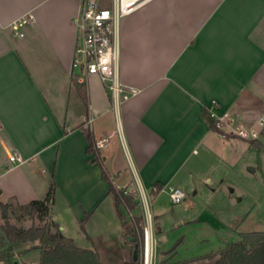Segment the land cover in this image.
Instances as JSON below:
<instances>
[{"label":"crops","instance_id":"crops-1","mask_svg":"<svg viewBox=\"0 0 264 264\" xmlns=\"http://www.w3.org/2000/svg\"><path fill=\"white\" fill-rule=\"evenodd\" d=\"M81 3L0 0V202L41 200L53 179L46 220L76 245L117 249L127 263L133 246L105 170L117 189L148 195L157 264H215V254L243 232V220L208 219L193 197L204 183L230 184L241 152L263 156L264 131L252 147L210 129L201 111L238 115L244 126L258 128L264 114V0H146L122 17L119 79L137 93L118 108L96 75H73L79 39L73 18ZM74 82L85 86L86 107ZM103 136L108 143L96 148ZM11 150L26 161L10 166ZM156 185L161 189L153 195ZM171 186L185 198L166 211L160 200ZM121 210L125 218L143 213L140 205ZM190 227L200 230L189 237Z\"/></svg>","mask_w":264,"mask_h":264},{"label":"built area","instance_id":"built-area-1","mask_svg":"<svg viewBox=\"0 0 264 264\" xmlns=\"http://www.w3.org/2000/svg\"><path fill=\"white\" fill-rule=\"evenodd\" d=\"M146 0H113L111 7H102L96 0H82L81 10L73 18L79 30V39L74 48L72 59L73 75L79 80L96 75L103 84L113 108L120 107L133 97L137 90L123 84L119 79V22ZM217 132L223 136H235L247 141L258 140L264 131V114L258 122V128H248L241 123V117L224 113L217 115L210 112ZM108 143V137L95 141L96 148ZM10 166L21 164L26 158L17 150L7 154ZM138 202L142 207L141 222L136 224L128 214V222L135 233L139 248V264H157V240L154 217L149 209L148 195L138 192ZM168 196L173 204L181 203L185 193L177 186L168 189ZM0 264H38V261H23L13 251L7 260Z\"/></svg>","mask_w":264,"mask_h":264},{"label":"trees","instance_id":"trees-1","mask_svg":"<svg viewBox=\"0 0 264 264\" xmlns=\"http://www.w3.org/2000/svg\"><path fill=\"white\" fill-rule=\"evenodd\" d=\"M74 86L78 95L86 107L87 94L84 84L74 82ZM201 116L205 119L210 129L217 131L214 126V119L206 108H202ZM250 146L258 147L257 141H249ZM87 151H93V141L90 139ZM103 178L109 184V192L114 197L117 215L119 216L124 230L135 237L131 224L126 220L121 208L133 210L139 206L134 191L119 190L109 179L105 170H103ZM161 189L160 185H156L151 190V194L155 195ZM55 190L54 180L50 184L46 196L41 200H31L26 204H14L19 210L35 213L38 218L46 219L49 206L53 199ZM13 203L0 202L3 213L12 206ZM90 214H86L85 219L80 221L81 227L89 218ZM134 221L139 225L141 216H134ZM55 231H50L45 224L40 226H32L28 229H21L12 224L6 223L0 228V260H7L14 251V247L26 242L38 241L39 244L34 248L39 249L40 258L38 264H139L138 260H132V250L130 248L128 262L124 263L117 249H109L100 252L92 248H83L76 245L71 237L65 236L59 229L58 225L50 224ZM133 246L135 242L128 240ZM131 246V247H132ZM215 264H264V231L250 230L243 231L238 234V239L229 242L217 254ZM160 264H163L160 262Z\"/></svg>","mask_w":264,"mask_h":264},{"label":"rangeland","instance_id":"rangeland-1","mask_svg":"<svg viewBox=\"0 0 264 264\" xmlns=\"http://www.w3.org/2000/svg\"><path fill=\"white\" fill-rule=\"evenodd\" d=\"M240 154V170L230 176L228 180L230 184L220 185L216 188L215 185L204 183L205 190L193 197L195 207L200 211V214L205 211V217L208 219L217 220L216 215L228 219L237 218L243 220L241 225L243 231H264V155L258 156V153L254 151L241 152ZM212 188H216L215 191H212ZM232 189L234 190L231 191ZM187 197H191V195H187ZM161 198V205L166 211L176 208L167 195H163ZM14 204L7 209L6 213H3L0 207V228L6 223L21 229L45 224L50 231H55V228L49 225L46 219L38 218L35 213L19 210ZM213 210L217 214H212L213 216L209 217L207 214L214 213ZM188 214L190 215L191 212ZM196 229L199 228H187L189 237L196 234ZM188 243L190 246L191 242ZM37 244H39L38 241L26 242L16 245L14 250L21 256V260L37 262L40 258L39 249L34 248ZM189 246L187 248H190ZM182 250H184V246L180 247L179 254L181 255ZM128 259L127 257L126 260Z\"/></svg>","mask_w":264,"mask_h":264},{"label":"water","instance_id":"water-1","mask_svg":"<svg viewBox=\"0 0 264 264\" xmlns=\"http://www.w3.org/2000/svg\"><path fill=\"white\" fill-rule=\"evenodd\" d=\"M127 240L131 241V242H135V237L132 235H127L126 236ZM138 256H139V248H138V244L134 243L133 244V250H132V260L134 262H136L138 260Z\"/></svg>","mask_w":264,"mask_h":264}]
</instances>
